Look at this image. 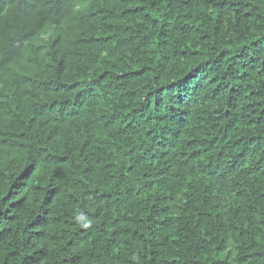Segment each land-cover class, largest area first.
Segmentation results:
<instances>
[{
    "label": "trees",
    "instance_id": "16d2710c",
    "mask_svg": "<svg viewBox=\"0 0 264 264\" xmlns=\"http://www.w3.org/2000/svg\"><path fill=\"white\" fill-rule=\"evenodd\" d=\"M0 264H264V0H0Z\"/></svg>",
    "mask_w": 264,
    "mask_h": 264
}]
</instances>
